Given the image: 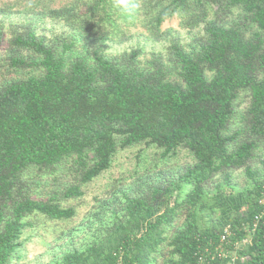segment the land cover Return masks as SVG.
Listing matches in <instances>:
<instances>
[{
	"label": "trees",
	"instance_id": "16d2710c",
	"mask_svg": "<svg viewBox=\"0 0 264 264\" xmlns=\"http://www.w3.org/2000/svg\"><path fill=\"white\" fill-rule=\"evenodd\" d=\"M29 3L27 14L71 32L0 20V264L21 259L32 219H71L66 203L140 146L187 149L194 162L120 189L104 233L54 264H194L227 225L233 244L251 234L238 255L264 264V216L252 233L264 186V0H142L149 36L170 41L145 59L141 48L106 53L125 38L111 0ZM175 15L204 33L183 43L162 29ZM239 170L250 184L237 191Z\"/></svg>",
	"mask_w": 264,
	"mask_h": 264
},
{
	"label": "rangeland",
	"instance_id": "374dc122",
	"mask_svg": "<svg viewBox=\"0 0 264 264\" xmlns=\"http://www.w3.org/2000/svg\"><path fill=\"white\" fill-rule=\"evenodd\" d=\"M61 2L62 0H56V5ZM26 8H31L29 0H0V20L6 26L33 20L38 24V32L47 36L71 32L63 22L38 19L36 15L27 14L24 10ZM138 17L132 24H122L125 38L122 41L116 38L114 42H108L106 53L114 55L141 48L145 59L153 52H166L170 41L153 40L141 24L142 15ZM180 23L181 18L175 15L163 23L162 29H173V35L179 36L185 44L204 33L203 26L189 30L182 28ZM193 162L192 154L183 148L169 157H163L162 150L152 147L145 149L140 146L119 151L108 170L83 186L85 193L82 198L71 199L66 203L76 209V214L71 219L58 221L44 216L32 219L33 226L23 236L26 244L21 259L14 264H54L66 250L85 247L104 233L113 220L114 212L121 209L123 196L120 189L133 190V186L148 175H158L157 178L172 177L174 172ZM67 179L70 180L71 177ZM235 180L238 182L234 188L237 191L245 190L250 184L241 170L235 173ZM159 210L163 211L164 206H160Z\"/></svg>",
	"mask_w": 264,
	"mask_h": 264
},
{
	"label": "built area",
	"instance_id": "2783aa9c",
	"mask_svg": "<svg viewBox=\"0 0 264 264\" xmlns=\"http://www.w3.org/2000/svg\"><path fill=\"white\" fill-rule=\"evenodd\" d=\"M260 211L254 216L252 221V233L257 229L261 219L264 216V186L260 192L259 198ZM231 225H227L220 234V242L213 247H203L195 254L194 264H247L249 257L238 255V249L241 245H251V234L244 237L242 240L236 241L234 244L230 242V237L233 235ZM231 246V248H228Z\"/></svg>",
	"mask_w": 264,
	"mask_h": 264
},
{
	"label": "clouds",
	"instance_id": "9594fccd",
	"mask_svg": "<svg viewBox=\"0 0 264 264\" xmlns=\"http://www.w3.org/2000/svg\"><path fill=\"white\" fill-rule=\"evenodd\" d=\"M110 8L122 24H132L143 9L142 0H111Z\"/></svg>",
	"mask_w": 264,
	"mask_h": 264
},
{
	"label": "crops",
	"instance_id": "0c3cea01",
	"mask_svg": "<svg viewBox=\"0 0 264 264\" xmlns=\"http://www.w3.org/2000/svg\"><path fill=\"white\" fill-rule=\"evenodd\" d=\"M228 264V263H227ZM231 264V263H230Z\"/></svg>",
	"mask_w": 264,
	"mask_h": 264
}]
</instances>
